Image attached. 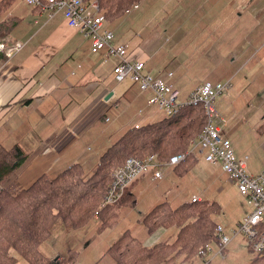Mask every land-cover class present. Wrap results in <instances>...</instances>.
Segmentation results:
<instances>
[{
	"label": "crops",
	"instance_id": "crops-1",
	"mask_svg": "<svg viewBox=\"0 0 264 264\" xmlns=\"http://www.w3.org/2000/svg\"><path fill=\"white\" fill-rule=\"evenodd\" d=\"M3 1L0 0V3ZM182 1L188 7L185 15H171V20L166 19L159 28L153 27L154 30L165 33L164 41L168 43H171L174 37V49L166 51L159 38L149 40L145 36L150 28L148 25L143 26L142 31L137 34L130 28L131 23L138 17H133V14H139L142 8L140 6L135 12H131L133 18H128L126 28L128 36L141 37L142 43L130 51L131 43L116 41L118 37L115 34L114 44L127 45V60L143 62L147 72L180 90L181 100L187 99L190 93L205 82H231L230 90L218 96L217 98L222 96L220 100H215L220 115L218 124L224 137L232 142L237 158H248L249 171L254 175L259 174L264 170V84L260 89L253 90L241 115L230 112V103L235 102L231 96L236 92H241L242 96L244 87L241 88L247 82L245 84L246 80L238 79L235 73L225 72V63L230 58H225L224 50L210 54L198 45L199 40L205 38L209 32L202 30L206 19L200 12L207 11L210 5L219 3L222 8L226 2L230 4L232 1L180 0ZM260 1L263 0H252L250 4L255 5ZM194 10L197 12L194 13ZM224 13L225 9L222 8L220 14ZM250 17L251 20L246 16L243 37L250 35L255 42L252 46L263 51L264 15L262 18L261 15ZM206 18L209 19L208 14ZM9 19L15 21L16 25L9 35L0 36V44L10 47L15 43H22L23 47L11 58L0 50V54L5 56V60L0 59V144L6 149L19 146L28 156L27 162L6 186L13 196L30 189L42 176L54 178L75 164H80L88 176L93 174L104 153L128 129L151 124L165 117L156 107L148 105L151 94L142 93L130 81L118 83L113 72L118 60L105 61L103 51L93 54L90 40L77 29L70 27L61 15L50 19L47 11L32 8L22 0H16L7 13L0 15V24ZM123 19L125 18L121 21ZM121 21H115L118 23L115 25V22H111V25L106 22L105 27L115 33L113 27L120 25ZM171 21L173 22L170 23ZM174 25H178L175 35L170 29ZM184 27H188L185 42L189 41L190 46L183 50V43L181 44L179 38L182 35L179 34ZM237 32L235 29L234 33ZM225 42H230L229 35L226 36ZM179 50L178 56H172L173 52ZM188 50L192 54L190 59L185 58L183 54ZM202 52H205L206 56H200L199 53ZM232 64H235V60ZM261 64L264 72L262 61ZM194 69L213 70L212 76L218 80L213 82L206 78L196 82L192 75ZM108 97L110 98L107 99ZM107 118L110 119L109 122ZM193 160L184 161L181 166L165 168L164 177L160 181H154L153 173L150 172L138 178L128 188L126 197L129 205L137 199L146 198L143 208L139 204L131 211L124 208L128 218L135 216L134 213L142 208L137 212L140 225L135 238L145 247L172 241L178 232L176 227H171L161 228L153 235L147 234L143 219L161 203H168L174 209L192 203L193 197L199 198L201 202L216 203L220 208L219 213L215 215L218 226L222 224L218 223L217 218L225 210L233 211L237 219L236 226L251 213L252 208L247 199L240 195L237 184L229 180L221 165L208 164L199 156ZM173 181H178L180 188L184 184L187 191L194 183L208 187L182 200L183 194L180 196L179 191H171L167 195L166 191L163 194L162 188ZM149 193L150 198H147ZM236 195L242 201L234 204ZM168 196H172L170 201L167 200ZM225 217L223 214V218ZM97 225L96 220L80 230L59 226L40 250L48 259L58 260V264H65V258H68L69 251H72L77 262L87 252L94 250L93 244L100 239ZM109 230L103 232L112 231ZM93 231L98 234H95L94 238ZM111 237L112 234L103 240L109 244L107 252L119 239L113 241ZM211 246L215 253L219 250L218 244ZM226 252L227 250L224 253ZM14 255L17 257L16 264H28L18 255ZM101 258L100 261L103 259ZM113 264H116L115 261Z\"/></svg>",
	"mask_w": 264,
	"mask_h": 264
},
{
	"label": "trees",
	"instance_id": "trees-1",
	"mask_svg": "<svg viewBox=\"0 0 264 264\" xmlns=\"http://www.w3.org/2000/svg\"><path fill=\"white\" fill-rule=\"evenodd\" d=\"M15 1L1 2L0 15L7 13ZM83 1H96L105 21L114 23L129 15L142 0ZM15 25L10 19L2 22L0 36L9 35ZM0 59L5 60V56L0 54ZM206 122L203 106H185L172 117L128 129L104 153L93 174L88 176L80 164H75L54 178L42 176L17 196L9 194L6 186L27 162L28 156L19 146L6 149L0 144V264H16L14 254L28 264H58L57 260L48 259L40 248L59 226L80 230L97 220L98 232L113 229L116 217L125 205H129L125 194L118 203L100 209L116 169L130 158L145 159L155 155L160 162H167L175 155L186 153ZM193 159L194 156L189 155L186 161ZM135 205L133 201L130 206L135 208ZM219 211L218 204L208 201L186 203L175 209L168 203H161L144 217L143 222L149 235L161 228L176 227L178 232L172 241L147 248L125 232L108 253L116 264L186 263L197 257L200 249L218 244L215 215ZM74 255L69 251L65 258L67 264H74ZM249 264H264V258L255 257Z\"/></svg>",
	"mask_w": 264,
	"mask_h": 264
},
{
	"label": "built area",
	"instance_id": "built-area-1",
	"mask_svg": "<svg viewBox=\"0 0 264 264\" xmlns=\"http://www.w3.org/2000/svg\"><path fill=\"white\" fill-rule=\"evenodd\" d=\"M22 1L32 8L47 11L50 19L61 15L70 27L77 29L90 40L93 54L103 51L105 61L117 59L118 65H115L113 70L115 80L118 83L130 81L142 93L151 94L148 105L156 107L165 117H172L185 106L201 105L204 108L207 120L204 130L191 142L186 153L175 155L167 162H160L155 155L145 159H128L114 172L110 191L100 209L121 201L128 188L141 176L152 172V179L160 181L164 177L165 168L177 167L186 161L189 155L199 156L208 164L221 165L229 180L237 184L240 195L247 199L252 211L241 220L237 229L233 230V235L243 236L248 241L252 254L264 258V170L259 174H252L248 169V158H237L232 142L224 137L218 124L220 115L215 100L232 87L231 82L226 84L205 82L190 93L187 99L181 100L180 90L147 72L143 62L127 60L128 46L114 44L115 33L105 27V17L96 1L90 3L83 0H47L45 3L41 0ZM138 8L136 5L133 10ZM22 47V43H15L10 47L0 44V50L8 58L18 53ZM109 121L107 118V122ZM198 202H201L199 198H192V203ZM216 238L219 246L216 253L211 245L200 249L199 256L204 261L220 255L226 257L224 252L231 244L232 238L225 233L222 226L217 227Z\"/></svg>",
	"mask_w": 264,
	"mask_h": 264
},
{
	"label": "rangeland",
	"instance_id": "rangeland-1",
	"mask_svg": "<svg viewBox=\"0 0 264 264\" xmlns=\"http://www.w3.org/2000/svg\"><path fill=\"white\" fill-rule=\"evenodd\" d=\"M231 1L232 3L227 4L226 2L225 5L222 6V8L225 9V13L223 15L220 14L222 12V8H221V4L219 3L210 5L209 9L205 12L203 11L200 12L201 15H205V19H206L205 23H203L205 26L202 28V30L203 32L206 30H209V32L207 33V36L205 38L199 40L198 45L205 48V52L209 51L210 54L212 53L217 54L218 50L220 51L224 50L225 58H230L229 61L225 63L226 68H227L225 72L230 71V73H235V75L237 74L238 79L246 80L244 82L245 84L247 82V84L242 86L241 88L243 89L244 87L242 96L240 95L241 92L240 93L236 92L233 94V96H231V99H235V102L230 103L232 104L230 112L234 114L240 113L241 115V113H243V109L246 108V103L248 102V98L251 97L253 90L256 88L260 89L261 86L264 84V74H263L264 72L261 69V66H262L261 61L264 63V50L263 51H261V49L257 50V48L252 46L253 44L255 45V42L253 41V39L250 38V35L247 34L245 38L243 37V31L246 26V22H245L246 16H249L250 20H251V17H250L251 15H254L253 18L261 15V18H262V16L264 15V0L260 1L259 3L255 5L250 4L252 3V0H231ZM137 5L142 8L139 11V14L138 13L133 14V17L135 15H138V17L136 18L134 22L131 23L130 28L134 30L135 33L137 34L138 32L142 31L143 26L148 25V27L150 28L147 30L145 36H147L149 40L159 38L164 44L163 48L166 51H170L172 50V48L174 49V46H176L174 45V37H173V40H171V43H168L164 41L165 40L164 38H166L164 37L165 33H162V31L157 30V29L154 30L153 27L159 28L161 23L164 22L166 19H169V20L172 19L171 15H176L178 13L185 15L188 9L187 5H184L183 1L180 2V0H173V1L171 0L170 2H168V0H142ZM133 12H135V10L132 11V13ZM191 12L192 10L189 11V13ZM193 12L196 13L197 10H194ZM132 13L127 15L125 19H123L122 21L119 20L121 21L120 25H116L115 27H113V30L115 31V34L118 37L116 41L122 40L123 42L131 43L129 46L130 51L133 50L132 48L134 49L137 48L138 45L141 44L143 41L141 37L135 36V38H133V36L131 37V35L128 36L127 34L126 24L128 22L127 21L128 18H133ZM207 14L209 15V19L206 18ZM173 21H171L170 23H172ZM109 24L111 25L110 22ZM115 24H118V23L115 22L114 25ZM170 29H171L172 34L175 35L176 30H178V25H174L170 27ZM187 29L188 27H184L179 34V35H182L181 37L179 36V38L181 40V44L183 43L182 45L183 50L184 48L190 46L189 41L185 42L186 40L185 34L187 33ZM235 29L238 30L236 34L234 33ZM252 32L254 33L255 30L253 29ZM227 35H229L230 42H225ZM190 50L185 51L183 53L185 58L190 59L192 55L190 53ZM179 52L180 50L177 52H173L172 56L174 57L178 56ZM205 52L199 53V55L206 56ZM233 60H235L234 65L232 64ZM192 71H193L192 72L193 78L196 82H198L199 80H204L206 78L211 79L213 82L218 80L212 76L213 70L194 69ZM221 97L217 99L220 100ZM113 126H115V124ZM168 180L171 181L172 179H168ZM207 187H208L207 185H202L200 183H194L192 186L189 187V191H187L184 184L180 188L179 182L173 181L172 183L171 182L167 183L165 185V188L163 187L162 190H163V194L164 192L167 191L166 195L167 193L171 191H179L180 196L181 194H183V197L181 198L183 200L186 197H189L192 193L194 192L198 193ZM8 193L11 194L10 192ZM150 195L151 193H149L146 197L150 198ZM171 197L172 196H168L167 200L170 201ZM234 197H237V200L234 204H237L238 202L242 201L241 198L238 197V195ZM145 201H146L145 197H142L139 200L137 199L136 205L138 204L142 205V208H143ZM125 207H128L129 211L135 209L130 205H125L123 208ZM142 208L136 211L134 213L135 216H132L131 218H128L129 215L125 214V212L127 211L123 209V211L116 217V224L114 225L112 231L111 232H103V231L99 232L98 234L100 236V239L97 240L93 244L94 250L91 251L89 249L90 251L87 252L82 258H79L77 262H74V264L75 263L77 264H113L114 260L109 254H107L108 253L107 249L109 248V244H107L106 242L104 243L103 240L108 235L112 234L111 238L113 239V241H115L118 238H120L125 232H129L134 237H137L136 235H138V231H137L138 225H140L139 220L137 219V214H138L137 212L141 211ZM223 214L226 215L225 218H223ZM223 214H220L219 217L217 218L218 223L222 224L221 226L224 228L226 234L230 238H232L231 244L227 248V252L224 253L226 257H223L222 255H220L213 259H207L204 262V260L198 256L197 259H194L193 262L192 260H190L187 263L189 264H249V262H251L255 258V256L250 251L248 241L241 235H238V236L233 235V230L237 229V226H236L237 219L235 218V214L233 213V211L225 210ZM97 217L98 216H96V219ZM127 230H130V231H127ZM95 234L97 233L93 231V238ZM140 237L142 238V236ZM147 248H150V247H147ZM100 258L102 259L101 261L99 260ZM182 259L183 257H181L179 261H181ZM98 260L99 262L97 263ZM181 264H184V263H181Z\"/></svg>",
	"mask_w": 264,
	"mask_h": 264
},
{
	"label": "water",
	"instance_id": "water-1",
	"mask_svg": "<svg viewBox=\"0 0 264 264\" xmlns=\"http://www.w3.org/2000/svg\"><path fill=\"white\" fill-rule=\"evenodd\" d=\"M110 97H108L107 99H109Z\"/></svg>",
	"mask_w": 264,
	"mask_h": 264
}]
</instances>
